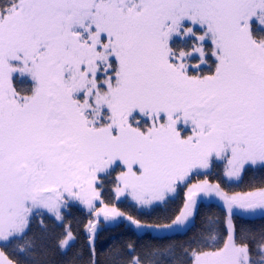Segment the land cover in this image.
I'll return each mask as SVG.
<instances>
[{
	"label": "snow or ice",
	"instance_id": "snow-or-ice-1",
	"mask_svg": "<svg viewBox=\"0 0 264 264\" xmlns=\"http://www.w3.org/2000/svg\"><path fill=\"white\" fill-rule=\"evenodd\" d=\"M257 170L264 0H0V264H40L34 225L64 254L73 208L88 264L102 224L147 238L114 264H264V227L243 223L264 219V181L232 190ZM181 196L154 219L120 206L166 212ZM205 199L220 214L177 243Z\"/></svg>",
	"mask_w": 264,
	"mask_h": 264
},
{
	"label": "trees",
	"instance_id": "trees-1",
	"mask_svg": "<svg viewBox=\"0 0 264 264\" xmlns=\"http://www.w3.org/2000/svg\"><path fill=\"white\" fill-rule=\"evenodd\" d=\"M253 29L256 34L260 33V31H258V28L253 26ZM172 43L175 47L191 50L192 44L195 43V41L192 38H187L182 40H174L172 41ZM190 62L196 61L190 60ZM207 70L208 69L205 68V71ZM16 83L19 87H26L30 84L28 81L19 78L16 80ZM217 175L218 174H213L209 177V179L215 181ZM262 181H264V171H250L243 177V180L239 183L238 187H235L232 190L245 191L248 190L253 183L259 185ZM181 198L182 196L178 197L173 204L169 205L166 212L162 211L159 208L155 209L150 214L148 213V210L138 211L134 205H130V202L121 204L120 206L125 211H128L133 215H140L141 218L145 219H154L157 215L161 217L166 214L170 215L179 206ZM210 214L212 216H218L220 214L218 204L202 203L200 213L196 219L195 228L192 232L188 233L187 236L177 237V243L186 241L193 235H198L201 231V226L204 224L206 217H208ZM87 219V212L79 208H73L68 214V223L70 224L77 239L70 244L64 254H60L59 252L55 251L54 239L50 235H45L39 227L34 225L33 234L38 239V243L40 245V247H38L37 249L38 254L34 257V259L39 261L40 264H88L90 254L87 241L85 240L84 232V225L87 223ZM243 223L246 226L257 230L261 227H264V219H261L259 217L244 218ZM209 224L210 226L214 227L211 221L209 222ZM61 231H63V228L58 226L56 228V233L59 234ZM146 239L147 238L137 240L136 236L133 233V230L130 227H125L124 224H120L119 226L102 224V227L97 233L95 239V248L99 264H114L117 259V256L115 255L116 249L121 250L119 258L126 259L127 253L124 245L129 241H134L137 251H140L142 245L146 242ZM174 255L175 258H179L181 256V252L178 248L175 250Z\"/></svg>",
	"mask_w": 264,
	"mask_h": 264
},
{
	"label": "rangeland",
	"instance_id": "rangeland-1",
	"mask_svg": "<svg viewBox=\"0 0 264 264\" xmlns=\"http://www.w3.org/2000/svg\"><path fill=\"white\" fill-rule=\"evenodd\" d=\"M253 26L254 27H256V28H258L259 30L258 31H261V29L259 28V26L255 23V22H253ZM187 39V38H186ZM174 40H182V39H180V38H174ZM173 40V41H174ZM19 79H24V80H26V81H28L27 80V78H19ZM29 83H30V81H28ZM202 203H215V204H218L217 203V201L215 200V199H205V200H203L202 201ZM107 225H112V224H107ZM72 242H70V244H71ZM70 246V245H69ZM68 246V247H69ZM68 249V248H67Z\"/></svg>",
	"mask_w": 264,
	"mask_h": 264
}]
</instances>
